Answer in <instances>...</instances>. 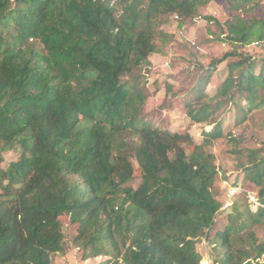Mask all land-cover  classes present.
<instances>
[{
  "label": "trees",
  "instance_id": "1",
  "mask_svg": "<svg viewBox=\"0 0 264 264\" xmlns=\"http://www.w3.org/2000/svg\"><path fill=\"white\" fill-rule=\"evenodd\" d=\"M211 1L0 0V162L4 152L18 153L0 168V264H52L63 251L62 216L85 260L200 264L196 243L221 208L204 147L222 135L221 107L231 106L236 125L264 108V54L239 51L264 45V19L234 14L222 39L231 50L196 80L190 118L213 125L199 146L187 148L190 136L141 116L138 81L161 52L157 41L167 43L162 17L191 19ZM225 1L235 12L259 4ZM224 61L226 75L207 102L205 82ZM244 153L239 169L259 206H231L210 240L221 251L217 264L264 255L251 231L264 222V145ZM135 174L139 185L127 186Z\"/></svg>",
  "mask_w": 264,
  "mask_h": 264
},
{
  "label": "rangeland",
  "instance_id": "2",
  "mask_svg": "<svg viewBox=\"0 0 264 264\" xmlns=\"http://www.w3.org/2000/svg\"><path fill=\"white\" fill-rule=\"evenodd\" d=\"M234 14L243 19H264V0H259L256 7L244 10L238 8L236 12L231 10V4L225 0H212L200 7L191 19H179L174 15L163 16L158 29L167 35V43L161 46L157 41L161 52L151 55L150 66L139 73L138 87L145 98L141 116L161 129L190 136L192 140L187 146L189 149L194 145H201L202 132L210 131L213 125L193 122L190 116L197 106L187 105L191 101L194 103L196 80L205 76V71L213 60L221 58L231 50V46L222 39L227 35L226 24ZM239 51L258 59L264 54V45L252 44ZM226 63L227 61L218 63L211 71L203 88L205 101L211 102L224 79ZM215 118L221 124L222 135L204 147V152L212 156L217 170L212 191L220 201L221 208L215 216L212 228L207 231V237L201 236L196 243V251L201 257L200 264H217L221 251L210 240L216 231L223 230L226 226L234 203L241 211L247 207L254 212L259 206L257 190L243 180L239 163L244 161L246 149H256L264 145V108L253 111L240 125H236L235 112L229 104L221 107ZM17 156L15 151L4 152L0 168L5 169ZM139 183L135 174L127 186L136 188ZM233 183L240 186L233 188ZM60 223L64 234L63 251L52 256V264H97L103 261L85 260L81 248L72 242L75 227L66 216L60 217ZM251 231L257 242L264 243V222ZM250 263L264 264V255Z\"/></svg>",
  "mask_w": 264,
  "mask_h": 264
}]
</instances>
